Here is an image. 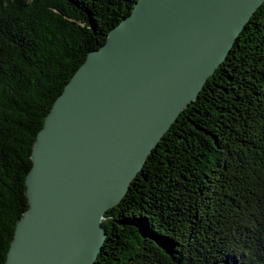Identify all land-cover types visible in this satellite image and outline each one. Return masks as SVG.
I'll return each mask as SVG.
<instances>
[{
	"label": "trees",
	"instance_id": "obj_1",
	"mask_svg": "<svg viewBox=\"0 0 264 264\" xmlns=\"http://www.w3.org/2000/svg\"><path fill=\"white\" fill-rule=\"evenodd\" d=\"M134 0H0V264L35 133ZM103 215L92 264H264V0Z\"/></svg>",
	"mask_w": 264,
	"mask_h": 264
},
{
	"label": "water",
	"instance_id": "obj_2",
	"mask_svg": "<svg viewBox=\"0 0 264 264\" xmlns=\"http://www.w3.org/2000/svg\"><path fill=\"white\" fill-rule=\"evenodd\" d=\"M262 1L134 0L46 111L2 264L94 263L105 211Z\"/></svg>",
	"mask_w": 264,
	"mask_h": 264
}]
</instances>
